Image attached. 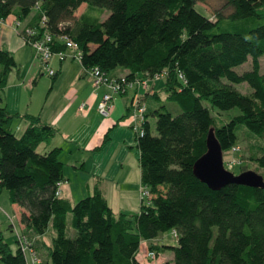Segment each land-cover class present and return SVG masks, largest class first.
<instances>
[{"label":"trees","instance_id":"1","mask_svg":"<svg viewBox=\"0 0 264 264\" xmlns=\"http://www.w3.org/2000/svg\"><path fill=\"white\" fill-rule=\"evenodd\" d=\"M197 1L0 0V21L10 15L27 21L22 38L30 44L49 35L53 53L65 50L60 38L67 36L78 45L85 71L98 67L118 76L116 70L124 69L129 78L164 72L166 101L179 110L146 105L139 163L149 196L138 211L115 213L98 185L75 202L60 195V148L37 151L56 129L38 116L10 114L0 106V188L20 207L21 225L40 234L53 228L49 260L42 264H151L164 249L172 251L164 264H264V186L228 183L213 189L193 173L210 129L224 153L238 142L237 126H245L263 140L260 155L251 159L264 180V0H224L230 13L217 12L214 20L197 9ZM82 5L86 9L76 14ZM96 8L109 11L103 21ZM249 59L250 68L237 72ZM15 66L13 54L0 49V88ZM240 84L249 92L235 87ZM233 108L239 113L216 126L212 111ZM14 120L28 123L19 137ZM68 212L72 237L66 234ZM166 230L177 244L151 241ZM0 264H28L1 229Z\"/></svg>","mask_w":264,"mask_h":264},{"label":"rangeland","instance_id":"2","mask_svg":"<svg viewBox=\"0 0 264 264\" xmlns=\"http://www.w3.org/2000/svg\"><path fill=\"white\" fill-rule=\"evenodd\" d=\"M196 6L201 13L207 15L212 20L215 19L217 12L224 16L230 13V8L225 5L224 0H198ZM85 9L86 6L82 5L76 14L80 15ZM94 12H96L97 15L100 14L99 16L102 21L109 14L107 9L96 8ZM15 36L18 37L16 33ZM4 37L5 36H3V38ZM3 38L1 36L0 28V44H2V42L6 44L11 42L9 37ZM20 41L23 40L20 39ZM22 43L24 45L22 46V49L20 48V45L12 49L16 66L13 67L9 73L8 88L5 90L4 96L5 98H8L11 106L17 107V102L21 104L23 109L32 108L33 112L40 110L41 118L43 120L50 118L54 123L60 126L61 134H58L51 142L53 144L58 142L62 144L64 148V180L60 182V189L62 188L61 194L69 195L73 202L86 196V184L87 182L89 183L91 174L98 173L103 167L109 168V171L111 172H120L124 177H126V175L134 176L136 172L138 173L140 170L139 138L133 128L134 122L132 118V111L137 105V99L132 98L133 93L126 92L125 94L114 96L113 100L110 102V104H112L113 101L122 99L121 105H119V112H121V115L114 120L115 124L110 123L109 127L106 128L109 133V139L102 144L101 151H96L97 153L94 152L93 159L95 160V165H92L91 160L89 159V154H86V149L84 148L85 143L83 141H78V139H80L81 136L82 140L84 138L86 140L87 129L92 131L98 127L100 125V120H104L105 117H108L110 109L108 114L103 115V117L94 108L92 113L96 114L95 117L98 116L97 118H87L77 112V106L82 100L79 99V94L77 96V90L79 91L82 89L80 95H83V93L86 95V90H89L91 93L94 90L89 72L86 71V74L84 72L85 70L83 71L79 60L66 59L64 61H59L57 55H52L49 58L47 65L49 68L53 69L56 75L54 77L49 76L44 63L37 58L33 47L25 41ZM64 53H71V50L65 49ZM25 59H27V61L24 63ZM260 66L261 72L264 73V55L260 58ZM249 68L250 59L248 62L237 67L236 71L243 72ZM163 78H147L149 86L148 91L152 92V90H154L157 92L158 98L149 95L148 100H146L144 91H142L139 96L141 97L142 102H145L150 109L162 104L166 105L173 114H176V112L179 111L176 103L169 102L168 100L166 101V93L163 90ZM86 85L89 88L86 89ZM9 86L11 87L9 88ZM235 87L244 93L249 92V87L246 86V84L235 85ZM15 97H17V101H15ZM238 113L239 110L237 108L228 111H218L215 109L212 111L216 126H221ZM116 120L118 121L116 122ZM148 120L150 123L149 130L151 134L155 135L156 119L151 115ZM235 132L238 137V142L231 150L223 153L225 167L232 170L235 174L246 169L259 171L257 170L256 163L251 157L260 155L263 140L252 135L245 126H237ZM16 135L18 137L21 136L19 133ZM79 142H81L82 145L80 149H77ZM68 152H71V154L68 155V158L71 157L69 159L66 158ZM98 161H100V163H98ZM73 165L79 167L73 168ZM137 185V187L129 189L127 192H113V197L109 194L111 192H108L109 199L114 205L116 211H119V205H123L122 202H125L128 205L125 207L126 210L122 211L134 213L139 210V205L138 207L135 205L134 199L139 197L138 203L140 204V199L142 197L140 188L142 187L144 190L148 188L141 182V179ZM12 206L13 204L10 203L8 198V190L1 187L0 229L2 230L3 237L5 241L9 243L12 250H16L18 247L22 248L27 263L32 264V252L30 246L25 242H20L18 239V233H21V228ZM67 215L66 234L67 236L72 237L75 235V230L70 223L72 214L71 212H68ZM53 232V228L49 226L44 233H36L38 236L37 241L41 243V241L44 240L50 244ZM24 233L26 234V232H23L21 235L25 236L23 235ZM151 241L159 244H177V238L172 233V230L161 232ZM146 243H150V241L147 240ZM146 243H142L139 250V254H142L141 257L143 258L146 254V250L144 249ZM42 254L43 258L47 257L49 260L47 251H43ZM171 256L172 251L164 249L161 253L154 256L150 263L164 264ZM49 264L53 263L49 261Z\"/></svg>","mask_w":264,"mask_h":264},{"label":"crops","instance_id":"3","mask_svg":"<svg viewBox=\"0 0 264 264\" xmlns=\"http://www.w3.org/2000/svg\"><path fill=\"white\" fill-rule=\"evenodd\" d=\"M26 23H27V21H25V22L17 21L16 18L12 15L8 16L3 21H0L2 38H3V36H5V37H9L11 39L10 40L11 42H9L7 44L2 42V44H0V49H6V50L10 51L12 54H13L12 49H14V47L16 48L20 45V48L22 49V46H24L22 42L25 40L21 36V30L25 26ZM15 33L17 34L18 37L15 36ZM19 38L22 39L23 41H20ZM26 61H27V59L24 60V63ZM81 68H83V67L81 66ZM83 71H84V69H83ZM116 71H117L118 75L119 74L120 75L126 74V70H124V69H118ZM84 72L87 74L86 71H84ZM8 79H9V77H8ZM7 86H8V82L3 89L0 88V103H1L0 106L5 107L6 110L10 114H19L21 116L25 115V114H30V115L38 116L42 122L52 125L56 129L55 136H53L48 142L40 143L37 147V151L42 153V152L48 151L52 148L58 147V148H60V154H59L60 160H62V162L64 163L63 145L58 143V142H55L54 144L51 142L58 134H61L60 133V131H61L60 126H58V124L54 123L53 120L50 118L43 120L41 118V111L40 110L37 112H33L32 108L23 109L21 107V104H19L17 102H16L17 107L11 106L8 98H5V96H4L5 90L8 88ZM10 87L11 86H9V88ZM87 88H89V87H87V85H86V89ZM81 91H82V89L79 91L77 90V96L79 94V99H82L81 102L77 106V112L81 113L82 115L86 116L87 118H97L98 116L95 117L96 114L92 113L93 109L94 108L96 109L97 102L99 101L102 93L107 92V89L105 87H101L99 89L93 90L92 93L89 90H86V95H84V93H83V95L82 94L80 95ZM1 92H2V95H1ZM144 92L146 95V97H145L146 100H148L149 95H153L154 97L158 98V94L154 90H152V92L151 91H148V92L144 91ZM15 101H17V97H15ZM121 101H122V99H119V100L113 101L112 104H110V114L108 115V117H105L104 120L103 119L100 120V125L98 127H96L92 131L90 129H87L86 140H85V138L82 140L81 136H80V139H78V141H83L85 143L84 148L86 149V154H89V159L91 160L92 165H95L94 164L95 160L93 159V156L95 154L94 152L101 151L102 144L106 140L109 139V133L107 132L106 128L109 127L110 123L115 124L114 120L121 115V112H119V110H120L119 105H121ZM81 105H83V110L79 109ZM101 116H103V115H101ZM117 121L118 120H116V122ZM27 125H28V123L25 120H14L12 122V129H13L15 135L17 133H19V135H22V133L26 129ZM78 145H77L78 146L77 149H80L81 145H82L81 142H79ZM69 154H71V152H68V154L66 155L67 159L71 158V157L68 158ZM98 163H100V161H98ZM139 165H140V163H139ZM77 167H79V166L73 165V168H77ZM63 175H64V173H63ZM140 179H141L140 178V170L138 173L136 172V174L134 176L126 175V177H124L121 175L120 172H111V171H109V168L103 167V169L98 171V173H92L91 174V176L89 178V183L87 182V184H86V195L92 193L95 185H98L99 188L101 189L102 193L106 197V200H107L108 204L110 205V207L112 208V210L115 213H117V212L119 213L122 210H126L125 207H127L128 205L125 202H122L123 205H119L120 209H119V211H116L114 208V205L112 204V202L109 199L108 192H111L109 194H111L110 196H112V197H113V192H117V191H120V192L126 191L127 192L129 189L137 187L138 186L137 183L139 182ZM121 188H123V189H121ZM61 189H60V184H59L60 195H62ZM8 196H9V193H8ZM62 196L68 197L71 200V197L69 195L67 196V194L62 195ZM125 197H126V195H125ZM138 199H139V197L135 198L134 201H135V205H137V207L139 205V207H140V204L138 203ZM12 207H13V210L15 211V213L17 215V219H18L20 207L17 204H13ZM19 225L21 228V232H26L25 235H27V238L29 240L31 239L30 240V242L32 243L31 249L34 252L35 256L38 257L41 260V262L44 263L47 260V257L43 258L42 252L47 251V246L49 245V243H47L44 240H42L40 243L39 241H37L38 236L36 235L35 232H33L29 228H26L24 225H21L20 223H19ZM53 234H54V232H53Z\"/></svg>","mask_w":264,"mask_h":264},{"label":"built area","instance_id":"4","mask_svg":"<svg viewBox=\"0 0 264 264\" xmlns=\"http://www.w3.org/2000/svg\"><path fill=\"white\" fill-rule=\"evenodd\" d=\"M28 34H32L31 31L28 30ZM65 45V49H70L71 53H64V51H59L56 53H53L51 50V47L49 46V43L51 41V38L49 35H45L42 39L37 41H31L30 45L35 50L37 58H39L43 63L44 66L47 69V74L49 76H55V72L53 69L49 68L47 65V62L49 58L52 55H57L59 58V61H64L66 59H76L80 60L81 58V52L78 48V45L74 43L72 40H70L67 36H61L60 38ZM90 74L91 82L93 85L94 90L99 89L101 87H105L107 89V92L102 93L99 101L96 104V110L101 115H107L110 109V102L113 100L114 96L125 94L126 92H132L133 96L132 98L137 99V105L132 111V118H133V128L138 134V138L142 137L145 134V127L144 123L146 120L145 113H146V104L145 102H142L141 97L139 94L142 91H148V81L147 78L151 77H132L129 78L126 75H118V76H110L103 71H101L100 68L95 67L91 70H87ZM165 76V73L157 74L153 76L152 78L155 79H161ZM80 110H83V105L80 106ZM141 191V199H145L149 196L148 189L144 190L142 187L140 188ZM18 239L20 242H25L28 246V241L26 240L25 236H22L21 234L18 235ZM21 243V244H22ZM23 250V249H22ZM32 252V264H42L41 260L35 256L34 252L30 248ZM148 255L150 257H153V252H148Z\"/></svg>","mask_w":264,"mask_h":264},{"label":"water","instance_id":"5","mask_svg":"<svg viewBox=\"0 0 264 264\" xmlns=\"http://www.w3.org/2000/svg\"><path fill=\"white\" fill-rule=\"evenodd\" d=\"M193 173L213 189H219L228 183L264 186L262 175L255 170L246 169L235 174L225 167L223 151L213 129L208 132L205 153L193 163Z\"/></svg>","mask_w":264,"mask_h":264}]
</instances>
